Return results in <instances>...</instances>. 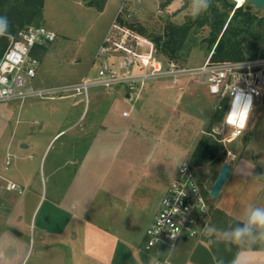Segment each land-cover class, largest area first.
I'll return each instance as SVG.
<instances>
[{
    "label": "rangeland",
    "instance_id": "rangeland-1",
    "mask_svg": "<svg viewBox=\"0 0 264 264\" xmlns=\"http://www.w3.org/2000/svg\"><path fill=\"white\" fill-rule=\"evenodd\" d=\"M226 1L236 9V0ZM121 2L122 0H106L104 9L100 11L97 7L89 6L88 0H44L42 17L34 26L53 30L56 39L45 44L43 50H38L36 57L39 64L36 77L30 83L31 87L46 88L73 83L86 77H97L99 62L95 56L116 20L118 11H121L119 18L132 24L137 30L143 28L148 36L153 37L163 36L167 24L181 26L187 18L193 19L192 0H150L151 4L146 3L148 7L124 0L119 10ZM244 5L250 6L257 16L264 17L263 9L254 7L248 0H245ZM216 6L224 10L221 3ZM212 35L210 25L194 26L175 59L190 66L202 64L213 52L214 47L211 50L210 46ZM243 52L245 59L251 58L247 50ZM188 82L186 84H195ZM192 88L194 87L182 88L186 90L184 92L187 96L183 100L181 97L179 103L182 119H173L171 122L150 119L142 120L138 125L133 124L130 143L120 156L117 152L114 154L112 148L109 151L106 148L103 153L99 151L96 153V161L99 162L86 170L72 186L70 178L73 177L76 163L80 161L85 146L79 144L74 148L75 144L70 139L77 130L71 131L69 128L77 119L72 117L84 112V100L77 97L54 100L30 98L24 102L0 103V231L6 228L5 231H9L8 226L15 225V222L9 221V216L17 207L19 192L8 191V181L16 182L22 189L24 179L30 177V189L39 191L43 196V202L35 214L38 222L47 213L49 205L66 194L70 203L69 211L72 213L68 222L72 228L82 227L87 223L114 225L117 228L121 226L127 230L124 231V236L127 237L131 232L130 235L137 239L145 254L148 223L152 212L158 208L159 200L167 192L168 181L171 182L179 165L185 160L192 164V153L197 151L201 138L210 136L218 143L216 156L222 160L216 163L210 159L200 166L194 165L196 171L208 175V180L202 182V187L212 211V221L202 238L209 251L198 245L195 250L204 259L208 256L222 262H228L240 251L264 252V247L241 248L228 242L223 236L225 231L243 226L249 208L264 207V100L258 104L246 132L239 139L224 144L218 140L225 136L227 129L222 121L211 124L216 104L205 90L202 93L206 98L197 99L199 103L207 104L209 114L201 131L200 126L196 125L194 116L198 114L197 110L201 105L195 100L196 93H193L195 89ZM112 103L113 99L105 91L93 90L88 104L89 111L79 121L78 129H86V125L95 123L94 129L98 128L100 116ZM124 109H129V105L119 104L116 112L113 110L116 120L114 127L117 129L126 128L132 121V117L122 118ZM167 124L168 133L164 135ZM209 127L212 128L210 133L213 136L206 134ZM67 129L46 151L52 137ZM30 132L35 135L30 136ZM157 140L164 144L162 147L158 146L159 159L166 156L169 159L168 181L163 174L159 181L153 183L149 175L141 172L146 162L151 160ZM21 142L29 143L31 148H20ZM8 153H11V158L9 165H6L10 156ZM198 155L201 156L199 153ZM127 163L135 164V170H131ZM224 164L232 165L233 171L219 197L213 198L209 192ZM75 205L77 209H72ZM2 234L3 232L0 233V264H20L26 251L24 243L31 249L24 264L36 263L35 251L40 246L33 235L24 237L25 242L22 243ZM194 244H198L197 241H190L187 245L183 243L179 250L182 251L188 245L194 248ZM175 255L176 251L173 258ZM144 256L147 257L146 254Z\"/></svg>",
    "mask_w": 264,
    "mask_h": 264
},
{
    "label": "built area",
    "instance_id": "built-area-1",
    "mask_svg": "<svg viewBox=\"0 0 264 264\" xmlns=\"http://www.w3.org/2000/svg\"><path fill=\"white\" fill-rule=\"evenodd\" d=\"M119 14L121 11L95 56L99 62L97 77H86L79 82L39 89L31 87L39 64L33 52L54 41L56 34L46 27L30 25L10 36L8 46L0 54V103L77 97L82 98L87 107L93 90L122 89L128 100L137 101L155 82L180 87L189 81L204 84L215 99L216 111H222L227 133L218 140L220 143H231L246 132L258 104L264 100V57L214 62L210 56L200 65H186L175 58L160 56L156 44L124 25ZM9 161L10 156L7 164ZM9 187L18 189L15 183H10ZM211 221L212 211L202 179L185 160L147 228L145 264H178L173 260L178 246L202 238Z\"/></svg>",
    "mask_w": 264,
    "mask_h": 264
},
{
    "label": "crops",
    "instance_id": "crops-1",
    "mask_svg": "<svg viewBox=\"0 0 264 264\" xmlns=\"http://www.w3.org/2000/svg\"><path fill=\"white\" fill-rule=\"evenodd\" d=\"M131 1H135L134 3H138L144 7H148L147 5L151 4L150 0ZM123 4L124 0H122L119 10ZM34 51L37 52L38 49ZM187 82L188 81L180 87H171L164 82H155L147 87L144 95L137 101L128 100L122 89L109 92L105 91L108 97L113 99V103L107 107L108 109L103 111L100 116V124L97 123L99 127L96 129H94L96 123L95 125H86V129H78L79 121L89 111L88 106H85L84 112L81 115L77 113L76 116H73L72 118L74 120L77 119L72 123L69 130H77V132L70 141L75 144L74 148L79 144H84L85 149L81 155L80 161H76L77 167L72 175V179L70 178V185L72 186L86 170L90 169V167L92 168L95 163L99 162V160L96 161V153L99 151L103 153L106 148L107 151L112 148L114 154L117 152L118 156H120L122 150L127 148L130 143L129 138L132 136L131 132L134 129L133 124L138 125L140 121L150 119L166 120L167 122H171L173 119H182L183 115L179 109V103L181 97L182 100L187 97L184 92L186 90L183 89L190 86L194 87L192 89H195L193 93H196L195 100L197 102L200 97L206 98L204 93H202V90H205L208 93L207 87L204 84L195 83L190 85L186 84ZM211 98L214 99L212 96ZM77 104L78 102H76L75 105ZM119 104L129 105V109L123 110L121 114L122 118L129 119L132 117V121L124 129H117L114 127L116 120L113 117V114L116 112V106ZM198 105L201 106L198 107V114L194 116V121L196 122V125L200 126L201 131L203 122L209 114V110L205 103L201 104L198 102ZM200 109L203 110L201 111ZM126 111L129 112L128 116L123 115ZM107 123H109V126ZM90 127L93 129H89ZM168 127L169 125L167 124L165 132L163 133L164 135H167ZM67 131L68 129L61 130L55 134L50 140L46 151L59 135ZM34 135V132H30V136ZM162 145L164 144H161L160 140L155 141L156 150L152 152L151 160L146 162L143 166L144 170L141 172L143 175H149V179L152 180L153 183L159 181L163 174H165L168 181V156L163 157V159L160 157L159 159V152H157V150L160 149L158 146L162 147ZM20 148L30 149L31 145L29 143L21 142ZM10 154L8 153V155ZM127 164L131 170H135V164ZM6 165H9L7 164V161ZM149 170H151V173ZM177 171L174 173L172 179L175 177ZM24 180V187L22 189L19 188V185L16 182L8 181L9 183H15L18 187L17 190H11L10 187H8V191L19 192V195L17 196V207L9 216V221L15 222V225L10 224L8 226L10 227L9 231H5L6 228L5 230L0 231V233L3 232L2 236H7L12 240L22 243L25 242L24 237L28 238L30 235H33L34 240H37L40 246L35 251V264H145V254L139 247L137 239L130 235L131 232L127 237L124 236V231L127 230L121 226L117 228L114 225L98 226L87 223L82 227L76 226L75 228H72L70 222H68L72 218V213L69 211L70 203L66 199V194L62 199H55V203L49 205L47 213L44 214L38 222V216L35 218V214L43 202V196L39 191L37 192L36 190L30 189V177H27ZM170 183L171 182L168 181L167 190ZM162 198L158 202V208L156 211L151 214L148 227L161 208ZM72 209H77L76 205L73 206ZM202 238L193 240L198 243L196 245L194 244V248L188 245L185 246L182 251L179 250L180 247L183 243L187 245L188 242L181 243L177 248L179 251L176 250V255L173 260L178 264H264V252L262 251H240L234 258L229 259L228 262H222L218 258H208V256L207 259H204L200 257L195 250V247L198 245L209 251ZM24 245L26 246V251L22 255L23 257L20 264L25 263L31 250L26 243H24Z\"/></svg>",
    "mask_w": 264,
    "mask_h": 264
},
{
    "label": "trees",
    "instance_id": "trees-1",
    "mask_svg": "<svg viewBox=\"0 0 264 264\" xmlns=\"http://www.w3.org/2000/svg\"><path fill=\"white\" fill-rule=\"evenodd\" d=\"M88 5L97 7L102 11L106 0H88ZM217 3H221L222 8H218ZM44 0H0V15H6L9 19V32L11 36L17 34L26 26L34 25L42 17ZM143 37L156 44L157 52L160 56L176 58L177 54L189 37L194 26L210 25L213 30V39L210 40L211 60L214 62L244 60V50H247L252 58L264 57V17H259L252 12L250 6L244 4L236 9L228 4L226 0L211 1L210 8L198 18L186 19L181 26L167 24L163 36H148L142 28L137 30L132 24L126 23ZM10 42V36L0 37V54L6 49ZM38 50H43V46ZM38 52V51H37ZM34 51L33 55L37 56ZM222 111L217 110L211 119V124L222 121ZM208 128L207 135L211 131ZM218 143L210 136H203L197 147V151L192 153V165L200 166L208 160L221 162L217 158ZM198 153L201 155L199 156ZM198 158V159H197ZM194 166V168L196 167ZM199 174L202 172L197 171Z\"/></svg>",
    "mask_w": 264,
    "mask_h": 264
},
{
    "label": "clouds",
    "instance_id": "clouds-1",
    "mask_svg": "<svg viewBox=\"0 0 264 264\" xmlns=\"http://www.w3.org/2000/svg\"><path fill=\"white\" fill-rule=\"evenodd\" d=\"M192 18H198L211 6V0H192ZM9 19L0 15V37L11 36ZM225 239L241 248L264 247V207H254L247 210L242 227H236L223 233Z\"/></svg>",
    "mask_w": 264,
    "mask_h": 264
},
{
    "label": "water",
    "instance_id": "water-1",
    "mask_svg": "<svg viewBox=\"0 0 264 264\" xmlns=\"http://www.w3.org/2000/svg\"><path fill=\"white\" fill-rule=\"evenodd\" d=\"M248 2L256 8L264 10V0H248ZM213 53V52H212ZM212 55V54H211ZM26 147V145H25ZM233 167L230 164H224L209 192L210 196L213 198L219 197L222 192L226 182L228 181L230 175L232 174ZM202 182H206L208 180V175H204L203 173L199 174Z\"/></svg>",
    "mask_w": 264,
    "mask_h": 264
},
{
    "label": "bare ground",
    "instance_id": "bare-ground-1",
    "mask_svg": "<svg viewBox=\"0 0 264 264\" xmlns=\"http://www.w3.org/2000/svg\"><path fill=\"white\" fill-rule=\"evenodd\" d=\"M237 3H239V7L242 6V4H244L245 0H236Z\"/></svg>",
    "mask_w": 264,
    "mask_h": 264
},
{
    "label": "snow or ice",
    "instance_id": "snow-or-ice-1",
    "mask_svg": "<svg viewBox=\"0 0 264 264\" xmlns=\"http://www.w3.org/2000/svg\"><path fill=\"white\" fill-rule=\"evenodd\" d=\"M243 126V124H241V127Z\"/></svg>",
    "mask_w": 264,
    "mask_h": 264
}]
</instances>
